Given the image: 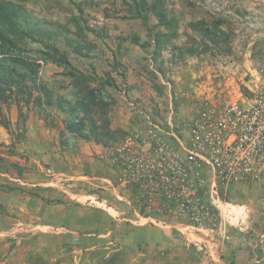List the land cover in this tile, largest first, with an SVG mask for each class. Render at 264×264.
I'll return each mask as SVG.
<instances>
[{
    "label": "rangeland",
    "instance_id": "1",
    "mask_svg": "<svg viewBox=\"0 0 264 264\" xmlns=\"http://www.w3.org/2000/svg\"><path fill=\"white\" fill-rule=\"evenodd\" d=\"M13 1L26 6L45 27L42 37L67 53L74 67L104 81L107 75L114 79L107 87L113 97L107 117L115 133L105 144L72 141L64 132L60 111L45 103L37 107L34 97L43 96L35 88L29 102L20 94V118L14 97L0 100V171L9 174L4 175L5 186L20 193L51 188L49 204H55V198L59 202L34 215L18 209L13 214L0 212L7 217L0 230L10 232L0 233V264H77L74 256L65 258L73 250L68 244L92 230L90 237L98 243L105 239V228L112 230L108 236L114 239H121L123 232L137 239L139 229L128 220L135 211L148 216L147 224L159 226V218L184 228H173L178 238L174 252L165 244L146 248L139 240L133 242L135 261L141 250H148L150 264H264V173L236 184L217 182L218 198H210L209 173L187 161L188 132L204 100L236 89L247 68L264 69V0H165L166 17L177 31L172 37L153 13L145 22L134 18L133 6L123 0ZM201 19L212 27L218 23L225 32L224 48L179 58L172 47L199 43L190 23ZM155 33H166L161 50L155 48ZM66 37L81 43L87 54L75 53ZM30 46L41 48L37 43ZM38 83L72 99L70 79L51 61L41 62ZM63 139L68 143H61ZM157 144L163 157L158 156ZM181 185L194 190L193 203L175 196ZM212 199H219V208ZM104 200L127 218L122 225L116 226L120 221L106 212L97 213L96 201ZM11 216L24 222L20 225ZM51 216L57 226L50 234L34 235L39 228L31 221ZM85 218L90 223L85 224ZM33 226L36 231L26 232ZM196 233L212 241H199ZM240 237L236 246L232 241ZM17 239L26 250H17ZM37 243L48 245V251L29 252Z\"/></svg>",
    "mask_w": 264,
    "mask_h": 264
},
{
    "label": "trees",
    "instance_id": "2",
    "mask_svg": "<svg viewBox=\"0 0 264 264\" xmlns=\"http://www.w3.org/2000/svg\"><path fill=\"white\" fill-rule=\"evenodd\" d=\"M123 1L133 6L130 7L134 18L145 22L148 14L153 13L171 31L169 37L177 35L173 23L166 17L165 0ZM217 25L212 27L203 19L191 22L190 27L199 35L200 41L194 46H173V49H177V56L182 58L185 54H198L213 47L224 48L225 32ZM44 28L22 3L0 0V100L13 101L14 97L20 118V94L26 95L24 100L29 102L33 97L32 89H38L43 97H34L37 107L41 108L45 103L60 111L63 114L61 121L64 132L72 141L81 139L105 144L106 139L115 133L107 117L108 107L113 102L107 87L114 85V79L107 75L104 81L94 72L85 73L74 67L67 53L61 52L56 45L48 44L42 37ZM162 35L166 37V33L153 35L158 50L165 47ZM66 40L75 53L87 54L77 40L67 37ZM31 43L40 44L41 48L34 49ZM47 61L61 67L62 74L70 79L72 99L55 95L51 88L38 83L41 62ZM61 143L68 141L63 139Z\"/></svg>",
    "mask_w": 264,
    "mask_h": 264
},
{
    "label": "built area",
    "instance_id": "3",
    "mask_svg": "<svg viewBox=\"0 0 264 264\" xmlns=\"http://www.w3.org/2000/svg\"><path fill=\"white\" fill-rule=\"evenodd\" d=\"M222 92L221 98L204 100L188 132L187 161L209 173L210 198H218L217 182L236 184L264 173V69L247 68L236 89ZM156 149L162 156V146ZM191 190L181 185L175 196L193 203ZM213 202L220 207L219 199Z\"/></svg>",
    "mask_w": 264,
    "mask_h": 264
},
{
    "label": "crops",
    "instance_id": "4",
    "mask_svg": "<svg viewBox=\"0 0 264 264\" xmlns=\"http://www.w3.org/2000/svg\"><path fill=\"white\" fill-rule=\"evenodd\" d=\"M13 110H11V113H9L10 115V120L14 121L16 120V114L12 113ZM2 129L3 127L0 125V134L1 136H3L2 134ZM4 175H9L8 173H4L0 171V212L2 211L3 213H9V214H13L12 212L17 211V209L19 210L20 214L26 213V214H33L37 211V209L40 208V211L42 210V212L44 210H47L50 205H59L56 203H59L58 201L56 202V198L55 201L53 203L55 204H49L51 202H48L49 199H51L53 196V192L51 188H46L44 190H36L35 191H21V193L16 189H14L12 187V185L9 186H5V181H4ZM104 202H106V200H104ZM96 205L100 208L99 210H97V213L99 211L100 214H104L105 212L108 214V216L110 215L114 220H119V223H116V226L122 225L121 221L122 220H127V218L125 216H121L120 211L114 207L109 205L107 202L106 203H102L100 204V201H96ZM107 204V205H106ZM63 207V206H62ZM61 207V208H62ZM81 209H83V207H79ZM63 209H65L63 207ZM62 209V210H63ZM84 210V209H83ZM96 213V211H94ZM18 213V211H17ZM34 215V214H33ZM49 216V215H48ZM247 214L245 213L244 216L242 217H237L236 221H243L244 217H246ZM12 217V216H11ZM110 217V218H111ZM141 217L140 221H137V219ZM151 217V216H149ZM7 217H1L0 216V224H2L3 219H6ZM54 216L51 217H46L44 221H31L36 225H39V231L33 233L34 235L41 236V235H47L50 234V230H52V228H54L55 226H57V223H53L54 222ZM152 220H156V218L151 217ZM232 218V217H231ZM11 219H15V218H11ZM159 221L158 224H160L159 226L157 225H153V224H147L146 221L148 220V216H144V215H140L139 212H134V216L128 220H130V222L132 223V225H135L138 227V238L136 239V237H132L129 236L128 234H126L125 232L121 233L122 238L121 239H117V238H112L108 236V234H110V232L112 231L109 228H105L102 231V236L105 239H99V243L96 241L98 238L96 237H90V234H94V231L92 230V232H88V237L85 236H78L76 238H74V240H71L70 243L68 244V246L71 248H73V250L71 251L72 254L69 255L68 253L66 254L65 258L68 259V257H72L74 256L75 258V262L78 264H85V260L86 257L88 256V263L86 264H150L151 263V258L148 254V250H141L138 253V256L140 257L138 261L134 260V253L136 250L133 249V242H137V240H139L140 244L144 245L146 248H150L151 245L155 246L156 244H159V246H161V244H165V247H168L171 249L172 252H174V250L176 248L172 247L173 245H175V241L176 239L178 240V238L175 237L176 232L173 230V228H176L177 230L181 231L182 229H184L183 227H178L177 225L171 223L168 219H159L157 218ZM17 221V223H20V225L22 224V222L24 221H20L21 219H15ZM239 220V221H238ZM84 223H90V221L85 218L84 219ZM94 223V222H93ZM61 225V224H60ZM153 225V226H151ZM19 226V225H17ZM59 226V225H58ZM93 227H95L94 224H92ZM84 227V225H83ZM93 227H91V229H93ZM152 227V228H151ZM2 228V227H0ZM35 227H31V229H28V231L26 232H31V230L36 231V229H34ZM239 229H242V225L240 226ZM101 230V229H100ZM160 230V232H159ZM105 231V232H104ZM8 234L10 232H7L6 230H0V233H5ZM172 233H174L172 235ZM113 234V233H111ZM152 234L154 235V237H156L155 240L152 241L151 238H154L152 236ZM197 235V238L199 239V241H206L207 243H210V241H212V239H203V237L201 235ZM31 236V235H30ZM127 238V239H126ZM241 239L242 237L239 238L238 241H232L234 242V244L236 243V246L239 245V243H241ZM116 240H120V243L117 244L115 243ZM180 240V239H179ZM152 241V242H151ZM128 244H127V243ZM132 242V243H131ZM239 242V243H238ZM195 243L198 244V242L196 241ZM222 243H224V240L218 244L221 245ZM100 244V245H99ZM212 244H214V241L212 242ZM17 247V250H26L25 249V245L21 243L20 240H15V244ZM19 245V246H18ZM102 245V246H101ZM215 245V244H214ZM213 245V246H214ZM37 249H32L30 248L29 252H37L38 250H40L41 253H46L48 251L47 247L48 245L42 244L40 245V243H37ZM43 246V247H42ZM158 247V246H157ZM27 247V249H29ZM222 248V245H221ZM220 248V249H221ZM64 249V248H62ZM142 249V248H140ZM222 250V249H221ZM242 252L244 253V250H242ZM74 253V254H73ZM96 253V255L98 254V256L94 255ZM17 254V252H16ZM94 255L92 257H90L89 255ZM221 254V251H220ZM220 256V255H219ZM43 260L45 261L46 259L42 256ZM136 259V258H135ZM91 260V261H89ZM179 261V260H178ZM14 264V261H13Z\"/></svg>",
    "mask_w": 264,
    "mask_h": 264
}]
</instances>
